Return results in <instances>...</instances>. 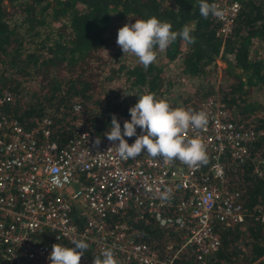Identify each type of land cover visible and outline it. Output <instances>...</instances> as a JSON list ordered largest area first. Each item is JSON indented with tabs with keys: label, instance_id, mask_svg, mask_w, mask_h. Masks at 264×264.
<instances>
[{
	"label": "trees",
	"instance_id": "16d2710c",
	"mask_svg": "<svg viewBox=\"0 0 264 264\" xmlns=\"http://www.w3.org/2000/svg\"><path fill=\"white\" fill-rule=\"evenodd\" d=\"M199 2L0 0V90L14 94L11 102L0 104V115L15 118L23 128H31L34 120L46 116L50 119L49 139L58 145L75 135L81 121L96 135L104 133L111 127L113 114L123 131L124 121L131 119L129 109L140 95L152 92L160 97L168 92L173 80L165 79V60H180V77L207 78L215 71L217 57L225 66L222 73L228 80L219 84L218 96L229 119L239 130L250 128L262 134L248 143L249 157L244 162L236 163L224 157L226 183L229 189L238 192L244 217L237 225H217L219 248L210 262L264 264L263 225L252 219L259 207L264 209V101H247L255 86L264 92V55L248 54L253 39L264 40V0H239L232 32L223 40L215 35L214 16L205 18L200 14ZM207 2L211 4V0ZM10 14L18 17L12 24ZM151 16L170 22L173 31L190 26L196 42L177 38L165 51L157 49L159 63L145 68L136 58L134 63H116V67L107 68V75H102L104 72L100 70L107 62L99 49L107 44L104 32L112 21L127 18V23H135ZM53 22L55 27L51 26ZM114 56H119L118 52ZM101 76L105 84L122 79L119 91H106L103 89L106 85L99 87ZM23 82L30 83L28 89L21 86ZM198 91L186 98V109L197 111L202 99L211 93ZM73 104H78L79 110L74 111ZM259 111V117L251 115ZM140 134L137 127V135ZM125 138L132 143L136 139ZM74 222L78 227L83 225L78 217ZM134 226L140 240L150 245L161 244L158 229L140 221ZM41 241L46 243L48 239L43 235ZM58 244L74 247L65 241ZM95 257L87 249L80 264H93ZM179 264L195 263L185 258Z\"/></svg>",
	"mask_w": 264,
	"mask_h": 264
},
{
	"label": "built area",
	"instance_id": "2783aa9c",
	"mask_svg": "<svg viewBox=\"0 0 264 264\" xmlns=\"http://www.w3.org/2000/svg\"><path fill=\"white\" fill-rule=\"evenodd\" d=\"M211 4L221 13L213 16L215 35L223 40L240 3ZM13 99L12 92L0 90V104ZM197 111L206 112L207 125L190 128L184 138H201L208 159L194 167L147 152L124 160L105 135L110 127L96 135L78 122L75 135L58 145L49 139L46 116L23 128L0 115V264H50L52 245L80 239L97 256L111 248L119 264H179L185 258L211 264L219 248L217 225H237L244 217L238 192L227 186L224 157L244 162L248 143L262 132L235 128L216 92ZM257 211L252 219L264 227V209ZM139 221L160 231V245L138 238Z\"/></svg>",
	"mask_w": 264,
	"mask_h": 264
},
{
	"label": "clouds",
	"instance_id": "9594fccd",
	"mask_svg": "<svg viewBox=\"0 0 264 264\" xmlns=\"http://www.w3.org/2000/svg\"><path fill=\"white\" fill-rule=\"evenodd\" d=\"M200 14L219 16L221 13L214 4L207 0L199 2ZM194 29L188 25L179 31L172 30V24L161 21L156 16L148 19L135 20L126 23L117 34V45L124 54L131 53L147 68L156 61L157 49L165 51L177 38L188 43H195L191 35ZM130 120H125L123 131L121 124L113 114L110 130L105 133L113 142L120 158L135 159L142 152L152 158H163L167 161L180 160L189 167L207 163V153L201 138H184V133L190 128L203 129L208 117L204 111H193L184 107L172 108L170 104L155 93L148 92L138 97L137 103L130 107ZM137 127L141 129L137 135ZM136 137L131 145L125 137ZM119 141L118 144L115 142ZM97 144L100 143L96 141ZM167 198V194H165ZM74 247L60 244L52 245L50 264H80L81 257L89 245L84 239L73 240ZM93 264H119L111 248H106L100 256L93 259Z\"/></svg>",
	"mask_w": 264,
	"mask_h": 264
},
{
	"label": "rangeland",
	"instance_id": "374dc122",
	"mask_svg": "<svg viewBox=\"0 0 264 264\" xmlns=\"http://www.w3.org/2000/svg\"><path fill=\"white\" fill-rule=\"evenodd\" d=\"M8 18L10 19L9 23L12 24L15 20H17V16L15 14H10L8 15ZM128 19L127 18H121L118 20L112 21V24L107 28V30L104 32V38L106 41V45L104 44L100 49H99V54L104 58L107 62L106 65L102 67L100 71L104 72L102 75L105 76L107 73V68L108 67H116V63H122L124 62L126 64L129 63H134L136 61V56L130 53L124 54L121 50V48L117 45L116 40H117V34L118 30L125 24L127 23ZM56 22L51 23L52 27H55ZM261 48H264L261 46ZM262 49L260 51V54L264 53ZM118 52L119 56H114V53ZM158 54L157 56H159ZM132 59V60H131ZM161 59V58H160ZM164 60V59H162ZM156 61L159 63L160 61L158 60V57L156 58ZM155 61V62H156ZM166 65L169 63V65H165L164 70V75L165 79L171 78L173 80V83L171 84L169 90L167 93H164L162 96L158 97L161 99L166 100L172 108L176 107H184L187 108L188 102H186V98L193 95L194 92L199 89V94L202 92L206 93V91H210L211 93L216 92L218 95V90H219V84H221L224 81H228L225 79L224 74L222 73V69L225 67L222 61L215 58V71L211 72L209 77L207 78H201V77H190V78H183L179 76V71H180V60L179 59H174L172 62H166ZM164 63V64H165ZM129 65V64H128ZM223 74V75H222ZM107 75V74H106ZM104 76H101L102 78L98 79V86L102 87L103 85L106 87L103 89H106L108 91L109 89L119 91L120 86H121V80L120 78L108 82V84H105L104 82ZM121 77V76H119ZM104 79V80H103ZM30 85L29 82H23L21 86H23L25 89H28V86ZM103 86V87H104ZM252 101V102H260L262 103L264 101V95L259 89H253L248 95H247V101ZM192 110V109H191ZM253 117H259L260 116V111L252 113ZM252 117V116H251Z\"/></svg>",
	"mask_w": 264,
	"mask_h": 264
},
{
	"label": "crops",
	"instance_id": "0c3cea01",
	"mask_svg": "<svg viewBox=\"0 0 264 264\" xmlns=\"http://www.w3.org/2000/svg\"><path fill=\"white\" fill-rule=\"evenodd\" d=\"M261 46L264 47V40H262L260 38L253 39L252 42H251V45L249 46L248 54L250 56H252V54L256 52L258 55H264V53L260 54V51L262 49H264V48H261ZM255 87H256V89L261 90V92L264 95V92H263V90L260 87H257V86H255ZM253 89H255V88H253ZM263 230H264V227H263Z\"/></svg>",
	"mask_w": 264,
	"mask_h": 264
}]
</instances>
